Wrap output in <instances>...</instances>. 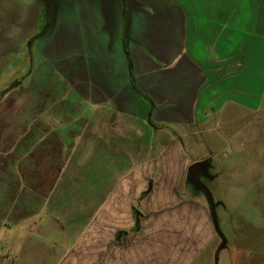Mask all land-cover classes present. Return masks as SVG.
I'll use <instances>...</instances> for the list:
<instances>
[{
  "label": "crops",
  "instance_id": "1",
  "mask_svg": "<svg viewBox=\"0 0 264 264\" xmlns=\"http://www.w3.org/2000/svg\"><path fill=\"white\" fill-rule=\"evenodd\" d=\"M54 8L69 76L0 98V264H191L204 136L264 147V0H0V39Z\"/></svg>",
  "mask_w": 264,
  "mask_h": 264
},
{
  "label": "rangeland",
  "instance_id": "2",
  "mask_svg": "<svg viewBox=\"0 0 264 264\" xmlns=\"http://www.w3.org/2000/svg\"><path fill=\"white\" fill-rule=\"evenodd\" d=\"M27 10L35 12L30 8ZM52 11L54 20L47 33L41 34L49 24L47 10L42 9L37 25L31 24V21L19 29V32L28 33L27 30L32 27V31H37L34 33L41 35L26 42L0 39V98L6 88L12 91L24 81L39 80L38 71L45 66L69 76L64 67L67 64L71 66L73 58L58 57L57 51L58 45L62 44L59 40L61 34L65 35L66 29L71 27L58 18V9ZM62 11L66 21H70L71 11ZM6 27L11 31L15 29L14 26ZM11 36L16 38L18 34ZM11 52L13 55L9 56ZM79 58L88 61L85 56ZM10 98H15L14 93ZM216 136L217 130L204 136L210 140L211 148L204 147L198 155L207 157L209 161L207 174L201 176L212 194L218 225L226 243L222 245V238L217 232L208 234L207 241L195 253L191 264H264V147L238 150L232 145L216 146ZM185 156L192 159L188 153ZM202 192L199 194H203L204 202L209 204ZM160 201H157L158 204Z\"/></svg>",
  "mask_w": 264,
  "mask_h": 264
},
{
  "label": "water",
  "instance_id": "3",
  "mask_svg": "<svg viewBox=\"0 0 264 264\" xmlns=\"http://www.w3.org/2000/svg\"><path fill=\"white\" fill-rule=\"evenodd\" d=\"M207 169V161H199V162H194L190 165L189 167V173L191 175L192 181L195 186H197L199 189H201L207 196L211 208V215L214 221V226L216 229V232L221 236L222 238V245L226 243V239L222 232L220 231L219 225H218V220H217V215L215 212V203L212 198V194L207 187V185L201 180L199 176V172H204Z\"/></svg>",
  "mask_w": 264,
  "mask_h": 264
},
{
  "label": "flooded vegetation",
  "instance_id": "4",
  "mask_svg": "<svg viewBox=\"0 0 264 264\" xmlns=\"http://www.w3.org/2000/svg\"><path fill=\"white\" fill-rule=\"evenodd\" d=\"M207 173V169H206V171H204V172H199V176H200V178H201V175H204V174H206ZM202 180V179H201Z\"/></svg>",
  "mask_w": 264,
  "mask_h": 264
}]
</instances>
